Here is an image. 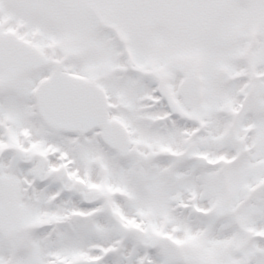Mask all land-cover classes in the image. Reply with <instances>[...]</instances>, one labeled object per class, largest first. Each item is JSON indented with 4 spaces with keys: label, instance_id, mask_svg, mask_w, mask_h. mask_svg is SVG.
I'll use <instances>...</instances> for the list:
<instances>
[{
    "label": "snow or ice",
    "instance_id": "obj_1",
    "mask_svg": "<svg viewBox=\"0 0 264 264\" xmlns=\"http://www.w3.org/2000/svg\"><path fill=\"white\" fill-rule=\"evenodd\" d=\"M0 264H264V0H0Z\"/></svg>",
    "mask_w": 264,
    "mask_h": 264
}]
</instances>
